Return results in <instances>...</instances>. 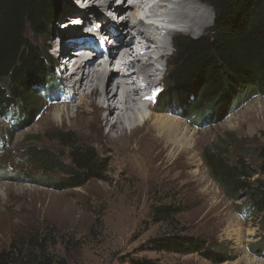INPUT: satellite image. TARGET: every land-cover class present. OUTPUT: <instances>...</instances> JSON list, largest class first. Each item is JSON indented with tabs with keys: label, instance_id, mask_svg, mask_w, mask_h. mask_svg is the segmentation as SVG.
I'll return each mask as SVG.
<instances>
[{
	"label": "rangeland",
	"instance_id": "obj_1",
	"mask_svg": "<svg viewBox=\"0 0 264 264\" xmlns=\"http://www.w3.org/2000/svg\"><path fill=\"white\" fill-rule=\"evenodd\" d=\"M60 1L66 4V0ZM77 2L72 0L70 5L79 9ZM98 13H102L101 8ZM122 15L115 16L114 23L116 18L122 21ZM61 16L65 17L66 12ZM213 16L212 25L200 35L180 34L193 38L207 34L215 21L214 11ZM58 17L50 23L48 34L37 39L40 45L52 49L49 53L54 58L55 43L67 28V20ZM72 31L79 35L80 30ZM81 44L78 48H82ZM174 52L172 48L165 72H159L157 81L165 79ZM57 64L61 68L65 65L59 60ZM63 70L68 72L63 77L56 75V80L70 99L58 95L59 85H46L39 117L32 124L20 129L12 126L9 117L0 118V252L12 245L28 250L36 239H44L47 252L69 264H129L142 258L158 259L165 264H264V255L250 251L251 245L261 237L264 239V220L253 216L245 221L240 216V202L235 204L228 198L211 177L202 157L203 149L213 145L226 146L224 153L234 157L241 145L254 149L264 144V96L241 95L235 110L215 125L198 127L184 117L158 112L172 115L192 129L191 152L183 148L173 152L147 127L126 138L111 140L108 132L115 116L104 119L103 111L90 115L91 107L86 104L79 107L80 117L76 121H57L52 115L55 108L65 106L72 114V107L79 100L78 92L63 81L71 71L65 67ZM93 98L98 99L95 95ZM57 128L72 131L83 145L95 147L109 161L104 181L92 179L82 187L59 190L34 184L23 175L27 168L36 171L26 155L28 139L41 135L43 143L55 148L57 142H49L47 133ZM230 136L241 144L226 142ZM9 167L12 170L4 172ZM163 205L186 209L177 215L174 226L153 222L154 207ZM172 231L224 247L223 251L232 252V258L214 263L196 253L157 252L151 248L152 238Z\"/></svg>",
	"mask_w": 264,
	"mask_h": 264
},
{
	"label": "trees",
	"instance_id": "obj_2",
	"mask_svg": "<svg viewBox=\"0 0 264 264\" xmlns=\"http://www.w3.org/2000/svg\"><path fill=\"white\" fill-rule=\"evenodd\" d=\"M202 1L213 9L214 24L198 38L176 35L166 85L155 103L157 112L184 117L198 127L226 119L245 93L264 96V0ZM71 5L69 12L79 11ZM64 12L65 3L60 0H0V118L9 117L15 128H26L39 117L46 85H59L62 91L56 80L57 60L37 39L46 36L50 23ZM40 137L28 139L26 155L36 171L27 168L23 175L32 183L64 190L106 179L109 161L95 147L83 145L72 131H48L49 142H57L55 148ZM226 142L241 144L234 136ZM223 147L213 145L202 151L211 177L229 199L240 202L238 212L245 221L253 216L264 220V144L254 149L241 145L234 157L224 153ZM153 210V222L174 226L177 215L186 209L163 205ZM35 243L28 250L12 245L1 251L0 264H69L50 255L44 239ZM150 244L157 252L196 253L214 263L232 258L224 247L182 231L164 233ZM250 251L263 256L264 239L251 245ZM129 264L165 263L142 258Z\"/></svg>",
	"mask_w": 264,
	"mask_h": 264
},
{
	"label": "bare ground",
	"instance_id": "obj_3",
	"mask_svg": "<svg viewBox=\"0 0 264 264\" xmlns=\"http://www.w3.org/2000/svg\"><path fill=\"white\" fill-rule=\"evenodd\" d=\"M70 1L72 3V0H66V16L59 18L67 20L64 23V27L67 28L61 35L66 38L73 33L76 37L74 41L78 45L82 42V48H78L82 55L78 57L75 67L70 68L68 60L62 62L65 64V70L69 68L71 71L63 81L71 85L75 93L78 92L79 100L72 107V114L65 106H59L53 110V117L57 121H63L65 118L71 122L76 121L80 117L79 107L86 104L91 107L90 115L103 111L104 119L108 120L115 116L116 119L111 121L108 132L111 140L126 138L147 127L148 131L155 132L158 138L166 142V148L169 150L178 152L183 148L186 152H191L193 133L189 125L172 115L153 111L152 106L147 112L139 109L137 105V100L148 89H152V84L157 80L155 77L164 66L162 62L159 63L160 67L157 65L154 54L156 51L160 53L161 50H166V37L158 40L156 37L158 27L144 21L150 10L163 0H121L119 6L116 4L120 0H78V7L79 4L87 2L90 4L89 8L69 12L72 7ZM97 5L111 11V15L98 13ZM174 5L171 10L162 12L164 19L176 23L177 26V29H172L168 33L172 44L180 32L198 36L213 23V10L202 0H176ZM121 14L125 16L122 21L117 19ZM115 16H117L115 26L118 27H115L117 32L114 30L112 32ZM100 17L102 21L98 20ZM75 27L80 30L79 35L78 31L71 32L76 30ZM108 33L112 34L110 38L107 37ZM61 44L63 42L59 40L55 43L62 49ZM131 46L133 51L127 49ZM73 47L76 48L77 45L74 44ZM78 49L72 53V57L77 56ZM89 50L92 52L88 53ZM63 54L71 56L66 49H63ZM165 57L167 62L170 55L165 54ZM161 58H164L162 54ZM65 73L63 75H66ZM94 95L98 99H94ZM128 126L131 127L130 131Z\"/></svg>",
	"mask_w": 264,
	"mask_h": 264
}]
</instances>
